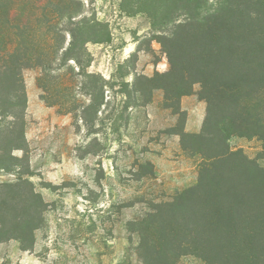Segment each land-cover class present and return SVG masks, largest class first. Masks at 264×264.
I'll return each mask as SVG.
<instances>
[{
    "label": "rangeland",
    "instance_id": "1",
    "mask_svg": "<svg viewBox=\"0 0 264 264\" xmlns=\"http://www.w3.org/2000/svg\"><path fill=\"white\" fill-rule=\"evenodd\" d=\"M78 1L92 38L90 62L84 68L73 60L63 68L55 64L46 80L41 68L24 71L27 145L5 155L0 185L15 187L0 189V212L9 221L22 218L28 231L24 241L0 243V264H145L144 258L216 264L192 254L191 246L179 248L207 244L221 233L220 224H207L214 212L205 203L181 211L174 206L198 185L206 163L196 151L209 107L197 74H211L209 35L181 40L177 62L186 69L177 62L172 68L159 41L163 33L138 12L139 4L153 0ZM12 121L0 118V142L14 137L7 132ZM203 143L211 153L212 142ZM228 144L264 171L260 138L235 134ZM240 166L241 159H233L221 174ZM247 214L232 215L224 236L259 226Z\"/></svg>",
    "mask_w": 264,
    "mask_h": 264
},
{
    "label": "trees",
    "instance_id": "2",
    "mask_svg": "<svg viewBox=\"0 0 264 264\" xmlns=\"http://www.w3.org/2000/svg\"><path fill=\"white\" fill-rule=\"evenodd\" d=\"M82 5L78 0H0V118H13L7 132L14 136L10 143L0 142V169H8L6 154L24 150L27 145L24 71L41 68L46 80L55 64L63 68L66 61L73 60L84 68L90 62L86 45L92 38L87 36V21L80 18ZM139 5L138 12L149 14L154 29L163 33L159 41L172 68L179 61L177 47L181 40L191 42L205 33L214 47L209 59L211 74L208 78L197 74L203 87L202 97L209 107L204 135L197 139L202 143L196 151L206 163L198 185L178 196L174 206L181 211L189 203L200 209L205 203L204 209L215 214L207 224H220L221 233L207 244L185 243L179 248L191 246L192 254H205L216 264H264V171L243 153L231 151L228 144L229 137L236 134L258 137L264 145V0H178L173 5L153 0ZM122 7L125 10L127 6L123 3ZM183 68L186 69L184 64ZM40 85L47 89L46 84ZM18 127L20 131H16ZM207 139L214 146L211 153L203 143ZM236 158L241 159V166L224 177L223 165ZM12 187L15 185H0V189ZM32 196L35 205H44L38 194L33 192ZM0 213V243L10 239L24 241L22 233L28 231L22 227L24 220L9 221ZM245 213L259 226L232 230L234 234L224 236L223 224L232 215ZM144 246L142 241L140 248ZM144 263L160 264L158 259L146 258ZM162 264L178 261L166 258Z\"/></svg>",
    "mask_w": 264,
    "mask_h": 264
}]
</instances>
